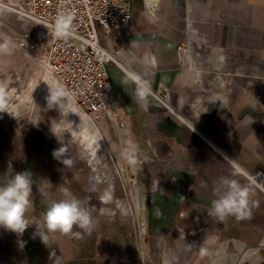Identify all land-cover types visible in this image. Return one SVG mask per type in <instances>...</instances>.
Instances as JSON below:
<instances>
[{
	"label": "crops",
	"instance_id": "crops-1",
	"mask_svg": "<svg viewBox=\"0 0 264 264\" xmlns=\"http://www.w3.org/2000/svg\"><path fill=\"white\" fill-rule=\"evenodd\" d=\"M159 1L150 9L135 0L129 28L104 42L125 62L111 65L109 74L144 182L140 234L159 244L204 237L212 245L223 238L219 244L232 242L243 263L264 264V195L234 166L264 171V0ZM200 50H210L209 58ZM159 83L170 90V109L146 88ZM140 91L144 99L137 103ZM15 122H0V179L32 175L27 216L43 223L42 214L66 188L63 165L53 157L58 145H38L35 123ZM21 129L32 140L9 136ZM222 177L248 188L250 218L220 222L209 215ZM35 232V225L23 236L0 227V264H104L94 230L57 234L49 245ZM181 254L174 248L172 258Z\"/></svg>",
	"mask_w": 264,
	"mask_h": 264
},
{
	"label": "rangeland",
	"instance_id": "rangeland-1",
	"mask_svg": "<svg viewBox=\"0 0 264 264\" xmlns=\"http://www.w3.org/2000/svg\"><path fill=\"white\" fill-rule=\"evenodd\" d=\"M0 2L12 4L9 0H0ZM30 32L32 33L24 19L18 17L14 11L6 10L0 4V43L7 41L13 48L10 56L13 59L8 56L4 57V59L0 57V81L2 80L0 91L3 84L8 86V83L13 82L14 85L9 86L21 88L20 90L23 92L28 87V83L35 82L38 84L41 81L40 74L45 72L44 69L38 59L29 55L26 49L23 48L27 36L33 43L34 37ZM17 40H20L21 43H17ZM34 41L38 42L39 40L35 39ZM44 48H46L45 45ZM201 51L203 52V50H200V53ZM203 54L207 59L211 51L206 50ZM4 63L6 64L4 65ZM211 71L215 72L212 68ZM0 102V105H5V103L9 102V99H4ZM7 107H9V104ZM115 112L123 131L122 138L114 139V142L117 145L119 142H121V145L123 143V147L120 148L121 150L117 148L115 150L112 143L104 135L105 133L101 132V138H105L106 143L103 146L102 153L100 152L99 155L98 173L86 162L81 147L68 145L65 139L63 141L56 140V136L51 131L52 126H54L55 115L58 113L55 109H49V111L47 109L44 112L39 111L37 113L39 119L36 121L35 117H32L31 120L35 123V141L38 145H43L48 141L56 143L58 149L66 145L67 155L74 159L75 165L71 171L67 170L62 164L66 179L65 187L70 188V192L82 201L83 206L93 216L96 222L94 231L99 238L104 264H245L238 258L236 246L232 242H228L227 245L225 243L219 244L225 240L223 238H219V243L212 245L207 244L204 241L206 240L204 237L184 238L178 242L159 244L155 243L149 236H146V233L144 236L140 234L142 230L139 231V224L141 227V223L145 224V221L143 215L141 217L133 209L135 204L130 187L132 182H135L136 175L127 180L122 175L123 171L119 160L125 161L128 170L127 175L131 174L133 176L134 169H138L140 193L137 194V197L142 203V211L145 188L141 177V167L129 144V135L123 122L122 113L120 110H115ZM1 116L3 119L1 120L0 118L2 124L7 123L3 121L8 114L4 112ZM89 118L92 126L97 127L101 126V123H106L105 115H96ZM12 119L15 118H10V120ZM27 121L24 118L16 120L15 123L21 128H26ZM21 131L22 129L18 133L13 131L14 133L9 134V136L15 139L19 137L20 141L32 140L31 136L30 139L25 138L26 133L24 134ZM123 148L126 152V158H122ZM98 179H101L102 182ZM140 183L143 190H141ZM257 191L260 196L261 194L264 195V192ZM107 192L111 194L113 200V203L109 205L102 201ZM242 246L243 242L239 241V247ZM174 248L180 249L182 253L176 260L172 258ZM167 258L173 260L167 261Z\"/></svg>",
	"mask_w": 264,
	"mask_h": 264
},
{
	"label": "built area",
	"instance_id": "built-area-1",
	"mask_svg": "<svg viewBox=\"0 0 264 264\" xmlns=\"http://www.w3.org/2000/svg\"><path fill=\"white\" fill-rule=\"evenodd\" d=\"M13 1L18 7L15 13L26 21L27 27L33 32L43 31L41 36L50 41L46 49L50 53L54 76L74 95L82 112L96 116L118 110L109 67L117 65L123 68L125 62L118 51L104 42L113 34L123 36L129 28L135 0ZM149 1L146 0V6L150 9L160 2ZM66 13L72 14V35L67 40L52 38L45 25L51 26L56 17ZM152 62L156 65L154 59ZM146 83L140 82V85L146 86ZM146 88L164 107L170 109L168 87L159 83L157 89ZM234 166L245 181L264 192V171H248L236 164Z\"/></svg>",
	"mask_w": 264,
	"mask_h": 264
},
{
	"label": "clouds",
	"instance_id": "clouds-1",
	"mask_svg": "<svg viewBox=\"0 0 264 264\" xmlns=\"http://www.w3.org/2000/svg\"><path fill=\"white\" fill-rule=\"evenodd\" d=\"M72 14L66 13L56 17L54 23L45 25L49 35L57 40H67L72 35L73 23ZM13 48L7 41L0 43V57L11 56ZM48 85L49 95L46 97L48 109H57L60 112L62 122L70 114L80 117L82 123L79 130L74 127L71 132L73 142L79 143L84 147L91 158H96L99 151V142L94 126L90 118L86 117L78 107L74 95L61 83L53 80L43 81ZM125 79L122 84H126ZM144 99L142 91L137 94V103ZM70 124V122L68 120ZM73 125V124H72ZM52 133L58 140L59 135L55 127L51 128ZM53 157L59 160L67 170L71 171L75 165L74 159L67 155V146L64 145L53 151ZM238 174L234 172L233 175ZM32 175L25 171L14 175L5 174L0 179V227L7 231L14 232L18 236H23L26 229L32 225L36 226L35 236H39L45 245H49L50 238L57 234L66 237L80 236L81 233L91 234L96 222L83 206L82 201L74 196L68 188H61L63 198L54 200L42 214V221H30L27 213L32 207ZM216 198L211 202L208 209L209 215L214 221L224 222L228 217H235L236 220L250 218L249 190L242 186L237 180L222 177L219 187L215 190ZM79 229L80 231H74Z\"/></svg>",
	"mask_w": 264,
	"mask_h": 264
},
{
	"label": "bare ground",
	"instance_id": "bare-ground-1",
	"mask_svg": "<svg viewBox=\"0 0 264 264\" xmlns=\"http://www.w3.org/2000/svg\"><path fill=\"white\" fill-rule=\"evenodd\" d=\"M9 1H11L12 4H9V3L3 4L2 2H0V4H1V6L5 7L6 10L16 12V10L18 8L17 5L14 3L13 0H9ZM157 1H159V0H157ZM42 33H43V31H41V33L32 31L31 34L34 37L33 43H31L30 38L27 36L26 41L23 44L24 45L23 48L26 49V52L29 55L34 56L38 59L41 67L44 69L45 72L40 74V78H41L40 80L41 81L38 84H36L35 82L30 83V84L28 83V87L25 88L23 90V92L20 90L21 88L18 89L17 87H10V86H7L6 84H3L1 86L0 101H3L4 99H9V102L5 103V105H0V111H2L3 113L6 112L8 114V116L5 118V120L3 122H9L10 118H15L16 120L24 119V118H26L27 120H32V117L33 118L35 117L34 119H36V121H37V119H39V116L37 113L39 111L44 112L48 109L47 100H46V97L49 95L48 85L46 82H43V81H48V80H53V79L55 81H57V80H56L54 73L52 71L49 50H48V48L47 49L44 48V45H45V47H47V45L50 44V41L48 39L43 38L41 36ZM35 39H38L39 41L35 42L34 41ZM17 43H21V41L17 40ZM213 50H214V48H213ZM215 51H217V50H215ZM223 51H222V53H223ZM218 52L219 51H217V53ZM8 57H10V56H8ZM1 58L4 59V57H1ZM10 58H12V57H10ZM223 58H224V56H223ZM10 61H12V60H10ZM4 62H5V60H4ZM5 64L6 63H4V65ZM5 72H7V71H5ZM8 104H9V107H7ZM55 110L58 113H56V115H55L56 117L54 118V126L53 127H55L57 129L60 141H63V139H65L68 145L81 147L82 152L84 154V157L86 159V162L92 166V168L96 171V173H98V167L97 166L99 164V161H98L99 155H100V152L102 153L103 146L106 143L105 138L104 139L101 138V132L105 133L104 135H106L107 140H109V142L112 143L115 150H116V148L119 150L121 147H123V143L121 145V142H119V144L117 145V144H115L116 142H114V139L118 140V139L122 138V131H123L121 126H120V123H119V120L117 118L115 111L111 110L109 113L102 114V115H105V122L106 123L105 124L101 123V126H97V127L94 126L95 131L97 133V140L99 142V151L97 152L96 158L93 160L91 158V156L88 154L87 150L84 147H82L79 143L73 142V140L71 139V134L66 133L64 131V130H67V132H71L73 127L76 130H79V126L82 123V121L80 120V117L76 114H70L68 119H67V117H65L62 122L58 123V121L61 119V116H60V112H59L58 108ZM48 111H49V109H48ZM84 115L88 118L92 117V116H88L86 114H84ZM68 120L70 122H72L73 125L70 124L68 122ZM56 140H58V139H56ZM60 141H59V143H60ZM122 150H123L122 151V158L123 157L126 158L125 149L123 148ZM135 160H136V158H135ZM135 160H133V161L135 162ZM119 161L121 163V167H122V171H123L122 175H124L125 178H127V180L136 175L135 182H132V184L130 186L132 189V195H133L134 204H135V208L133 207V209H135L136 213H138L142 217V215H143L142 211H141V204L142 203L137 197V194L140 193L139 180H138V174H137L138 169L137 168L134 169V175L133 176H131V174L127 175L126 173L128 172V170H127V167L125 165V161L124 162H122L121 160H119ZM99 177L101 178V176H99ZM98 180L102 182L101 179H98ZM133 181H134V179H133ZM103 198L104 199L102 201L105 202L106 204L108 203V205H109L110 203L111 204L113 203V200L111 198V194L109 192H107ZM141 224L143 225V223H141ZM141 230H142V232H145L144 225L141 226Z\"/></svg>",
	"mask_w": 264,
	"mask_h": 264
}]
</instances>
